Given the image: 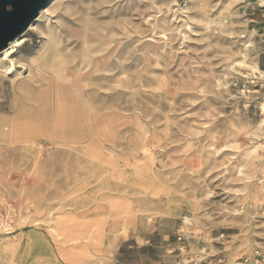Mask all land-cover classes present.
Returning a JSON list of instances; mask_svg holds the SVG:
<instances>
[{"label":"rangeland","instance_id":"obj_1","mask_svg":"<svg viewBox=\"0 0 264 264\" xmlns=\"http://www.w3.org/2000/svg\"><path fill=\"white\" fill-rule=\"evenodd\" d=\"M48 6L12 55L17 72L0 57V118L34 104L20 82L45 88L27 66L48 23L84 117L0 140V264H182L181 229L191 252L224 264L264 248V112L231 84L264 78V2Z\"/></svg>","mask_w":264,"mask_h":264},{"label":"bare ground","instance_id":"obj_2","mask_svg":"<svg viewBox=\"0 0 264 264\" xmlns=\"http://www.w3.org/2000/svg\"><path fill=\"white\" fill-rule=\"evenodd\" d=\"M52 1L48 0L45 4L46 6L44 5L40 9L38 15L28 25L29 27L27 26V30H30L33 24L39 21L41 17L51 12V7L48 5ZM260 2L263 3L264 0H260ZM218 23L222 25V22ZM24 31L10 40L4 48L0 49L1 63L3 61L7 64L4 73H2L4 75H12L17 72L18 64H16L12 55L20 51L26 40V31ZM42 34L45 36V40L39 45L38 52L31 55L30 66H27V68L29 70H31V66L35 68L37 74L45 81V88L40 92H34L31 84L26 82L27 80L18 84L23 93L29 92L32 94L27 97L34 104L27 106L15 101L13 115L4 119L0 118L1 141L16 139L22 134L31 137L45 136L48 138L49 132L58 116H61L65 127L76 125L80 128L81 126V121L84 117V113L81 112V109H83L81 92L76 82L71 83L68 69L56 46L60 35L54 25L50 23L47 24L46 31L44 30ZM18 67L21 69L26 68L22 65ZM54 87L55 91H53ZM262 106L264 107V104ZM76 107L77 111L74 109Z\"/></svg>","mask_w":264,"mask_h":264},{"label":"built area","instance_id":"obj_3","mask_svg":"<svg viewBox=\"0 0 264 264\" xmlns=\"http://www.w3.org/2000/svg\"><path fill=\"white\" fill-rule=\"evenodd\" d=\"M262 18L264 15L262 14ZM260 52L264 54V26H262L255 36ZM233 90L238 97L243 98L245 108H257L264 112L262 101H264V78L256 72L241 73L234 76L231 82ZM186 224H190V219L185 217ZM194 238L188 230L181 229L176 234V249L181 257L182 264H224L221 258H207L202 253L195 254L190 251V244ZM231 264H264V248L258 247L251 252L243 253L236 257Z\"/></svg>","mask_w":264,"mask_h":264},{"label":"water","instance_id":"obj_4","mask_svg":"<svg viewBox=\"0 0 264 264\" xmlns=\"http://www.w3.org/2000/svg\"><path fill=\"white\" fill-rule=\"evenodd\" d=\"M48 0H0V49L24 31Z\"/></svg>","mask_w":264,"mask_h":264}]
</instances>
